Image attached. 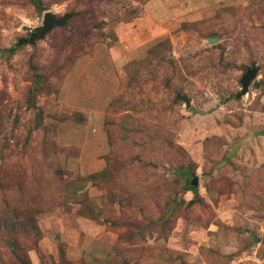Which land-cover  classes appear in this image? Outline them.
I'll use <instances>...</instances> for the list:
<instances>
[{"label":"rangeland","instance_id":"1","mask_svg":"<svg viewBox=\"0 0 264 264\" xmlns=\"http://www.w3.org/2000/svg\"><path fill=\"white\" fill-rule=\"evenodd\" d=\"M0 264H264V0H0Z\"/></svg>","mask_w":264,"mask_h":264},{"label":"water","instance_id":"2","mask_svg":"<svg viewBox=\"0 0 264 264\" xmlns=\"http://www.w3.org/2000/svg\"><path fill=\"white\" fill-rule=\"evenodd\" d=\"M71 17V13H64L61 16H56L55 14L51 12H46L43 15V20L42 24L29 28L26 27V30H29V35L28 37H21L17 41V45L22 44V43H34L35 40L41 39L45 36V34L50 31L52 28L56 26H63L67 19ZM217 37H209L208 40L210 42L216 41ZM258 68L255 66V64H252L251 66L246 68V71L243 73V75L240 78V84H241V89L240 91L236 94V97H241L242 95L246 94L249 89V85L251 84L252 80L255 79L257 75ZM179 98L184 100L185 105L189 106V101L187 98L184 96L178 95ZM192 185L194 187H197V177H193L191 181Z\"/></svg>","mask_w":264,"mask_h":264},{"label":"trees","instance_id":"3","mask_svg":"<svg viewBox=\"0 0 264 264\" xmlns=\"http://www.w3.org/2000/svg\"><path fill=\"white\" fill-rule=\"evenodd\" d=\"M194 187V186H193ZM194 188H196V187H194Z\"/></svg>","mask_w":264,"mask_h":264}]
</instances>
